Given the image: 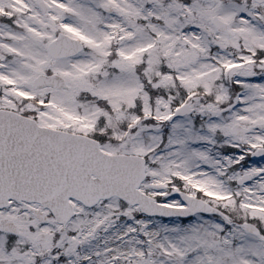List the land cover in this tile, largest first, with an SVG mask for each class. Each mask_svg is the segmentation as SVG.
<instances>
[{"label":"snow or ice","instance_id":"6c2138e0","mask_svg":"<svg viewBox=\"0 0 264 264\" xmlns=\"http://www.w3.org/2000/svg\"><path fill=\"white\" fill-rule=\"evenodd\" d=\"M0 264H264V0H0Z\"/></svg>","mask_w":264,"mask_h":264}]
</instances>
